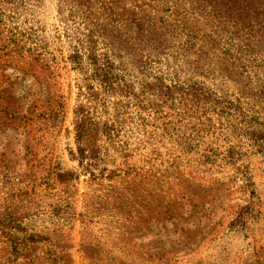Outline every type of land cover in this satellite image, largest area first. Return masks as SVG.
Returning a JSON list of instances; mask_svg holds the SVG:
<instances>
[{
  "label": "rangeland",
  "instance_id": "rangeland-1",
  "mask_svg": "<svg viewBox=\"0 0 264 264\" xmlns=\"http://www.w3.org/2000/svg\"><path fill=\"white\" fill-rule=\"evenodd\" d=\"M7 216L45 240L0 231V264H264V0H0Z\"/></svg>",
  "mask_w": 264,
  "mask_h": 264
},
{
  "label": "trees",
  "instance_id": "trees-1",
  "mask_svg": "<svg viewBox=\"0 0 264 264\" xmlns=\"http://www.w3.org/2000/svg\"><path fill=\"white\" fill-rule=\"evenodd\" d=\"M71 62H74L76 64V62L78 61V57L77 55H71L70 57ZM75 117H74V137H75V152L70 151V156L71 159L75 160L77 162L78 167L80 168V172L83 174H89V175H93V177H95L96 175L93 174L92 172H94V168L95 167V156L97 155L96 151L91 150L88 151L90 149H88V147H86L85 144V138L87 135V121H86V115L84 114V110H82L81 108L75 109L74 111ZM105 134L110 135L112 133L111 127H106L104 129ZM113 173L115 171H112ZM111 173V172H110ZM116 176H118L116 173L114 174H109L108 175V179L109 180H114L115 178H117ZM79 177V173H77L76 171H58L56 173V178L59 182H67L70 180H76ZM101 179L105 178L104 175V170L103 168L100 170V176H98ZM130 183V182H129ZM141 183V181L139 182ZM138 183V185H139ZM123 188H125L126 193L124 192ZM133 193V194H132ZM135 189L132 188V186H124L121 189H115L113 190V192H111L110 195V203L112 205V207H114V211H116L117 215L121 214L119 212V204L122 205V203H124V210L125 212L128 214L130 213L131 209V205L133 204V201L135 199V196L137 198L138 195H140L141 197V193L139 192L137 194H135ZM127 194V195H126ZM129 195V196H128ZM133 195V198L130 196ZM140 197L138 199H140ZM120 199V200H119ZM120 203H119V201ZM115 202L117 204H115ZM128 207V208H127ZM59 211H57L58 214ZM251 212V209L249 208V206H246L245 208H243V210H241L240 212L237 213V216L235 217V219L233 220V224H242L244 222V217H245V213ZM122 217H126L125 215H120ZM20 220L21 217L20 216H7L6 218L0 220V231L2 232V234L8 239L9 243L12 245V248L15 249L18 246H28L31 244H35L37 242L43 241L45 240V237H43L40 234H25V235H19L17 232V229L20 228ZM232 223V222H231ZM49 260L52 262V264H66L63 263L62 261H60L61 259L56 257L55 255H52L49 257Z\"/></svg>",
  "mask_w": 264,
  "mask_h": 264
}]
</instances>
